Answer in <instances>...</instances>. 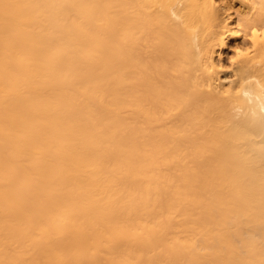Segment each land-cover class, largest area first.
Returning a JSON list of instances; mask_svg holds the SVG:
<instances>
[{
  "label": "bare ground",
  "instance_id": "bare-ground-1",
  "mask_svg": "<svg viewBox=\"0 0 264 264\" xmlns=\"http://www.w3.org/2000/svg\"><path fill=\"white\" fill-rule=\"evenodd\" d=\"M253 28L264 0H0V264H264Z\"/></svg>",
  "mask_w": 264,
  "mask_h": 264
},
{
  "label": "clouds",
  "instance_id": "clouds-1",
  "mask_svg": "<svg viewBox=\"0 0 264 264\" xmlns=\"http://www.w3.org/2000/svg\"><path fill=\"white\" fill-rule=\"evenodd\" d=\"M251 39L253 40V42H257L259 41H264V28L260 29L259 31H257V29L253 28L252 29V34H251ZM242 55H246V53H239L238 56L236 57V59L239 58V56ZM235 62V60L233 61Z\"/></svg>",
  "mask_w": 264,
  "mask_h": 264
},
{
  "label": "rangeland",
  "instance_id": "rangeland-1",
  "mask_svg": "<svg viewBox=\"0 0 264 264\" xmlns=\"http://www.w3.org/2000/svg\"><path fill=\"white\" fill-rule=\"evenodd\" d=\"M222 56H223V57L227 56V52H226V50L223 51Z\"/></svg>",
  "mask_w": 264,
  "mask_h": 264
}]
</instances>
